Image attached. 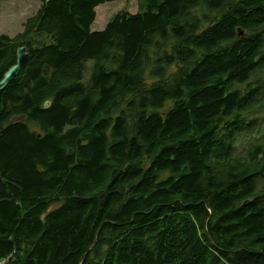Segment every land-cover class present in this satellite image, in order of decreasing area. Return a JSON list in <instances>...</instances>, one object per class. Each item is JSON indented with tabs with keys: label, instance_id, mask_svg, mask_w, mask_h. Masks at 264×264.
I'll use <instances>...</instances> for the list:
<instances>
[{
	"label": "trees",
	"instance_id": "1",
	"mask_svg": "<svg viewBox=\"0 0 264 264\" xmlns=\"http://www.w3.org/2000/svg\"><path fill=\"white\" fill-rule=\"evenodd\" d=\"M109 1L0 34V264H264V0Z\"/></svg>",
	"mask_w": 264,
	"mask_h": 264
},
{
	"label": "rangeland",
	"instance_id": "2",
	"mask_svg": "<svg viewBox=\"0 0 264 264\" xmlns=\"http://www.w3.org/2000/svg\"><path fill=\"white\" fill-rule=\"evenodd\" d=\"M40 4L41 0H0V34L13 37L20 32L23 29L24 20L32 15ZM123 7H127L130 12H135L137 0H112L97 5L95 7L96 16L91 24V29H102L109 18ZM91 66L92 61H87V69L84 73L85 80L90 75Z\"/></svg>",
	"mask_w": 264,
	"mask_h": 264
},
{
	"label": "water",
	"instance_id": "3",
	"mask_svg": "<svg viewBox=\"0 0 264 264\" xmlns=\"http://www.w3.org/2000/svg\"><path fill=\"white\" fill-rule=\"evenodd\" d=\"M238 35L242 36L243 32L241 28H238ZM28 56L27 50L25 46H20L17 48V55H16V61L15 63L8 68L2 75V77L0 78V90H2L9 81H11L18 73L20 70V67L22 66V64L26 61ZM49 100H46L43 104V106H48L49 105ZM22 118V116H15L13 117V120H17ZM97 237V233L95 235V239Z\"/></svg>",
	"mask_w": 264,
	"mask_h": 264
}]
</instances>
